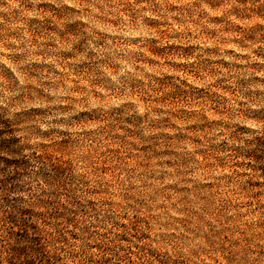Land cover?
<instances>
[{
  "label": "clouds",
  "instance_id": "obj_1",
  "mask_svg": "<svg viewBox=\"0 0 264 264\" xmlns=\"http://www.w3.org/2000/svg\"><path fill=\"white\" fill-rule=\"evenodd\" d=\"M0 264H264V0H0Z\"/></svg>",
  "mask_w": 264,
  "mask_h": 264
},
{
  "label": "rangeland",
  "instance_id": "obj_2",
  "mask_svg": "<svg viewBox=\"0 0 264 264\" xmlns=\"http://www.w3.org/2000/svg\"><path fill=\"white\" fill-rule=\"evenodd\" d=\"M129 159H131V157H129ZM115 162H116V161H113V163H115ZM100 167L103 168V169H105V171H104V173H103L105 176L110 175V172L107 171V169L109 168V164H108V163H102V164L100 165ZM205 191H208V190L206 189ZM223 222H224V223H230L231 221L229 220V221H223ZM70 227H71V225H70ZM14 230H15V229H14ZM220 239H224V240L226 241V237H225V236H221ZM225 246H227V245L225 244Z\"/></svg>",
  "mask_w": 264,
  "mask_h": 264
}]
</instances>
